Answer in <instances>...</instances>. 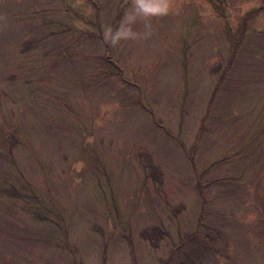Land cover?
<instances>
[{"label":"rangeland","instance_id":"374dc122","mask_svg":"<svg viewBox=\"0 0 264 264\" xmlns=\"http://www.w3.org/2000/svg\"><path fill=\"white\" fill-rule=\"evenodd\" d=\"M0 264H264V0H0Z\"/></svg>","mask_w":264,"mask_h":264},{"label":"trees","instance_id":"16d2710c","mask_svg":"<svg viewBox=\"0 0 264 264\" xmlns=\"http://www.w3.org/2000/svg\"><path fill=\"white\" fill-rule=\"evenodd\" d=\"M164 233V230H161L159 227L153 226L148 229H144L142 235L153 247H156L158 241Z\"/></svg>","mask_w":264,"mask_h":264}]
</instances>
